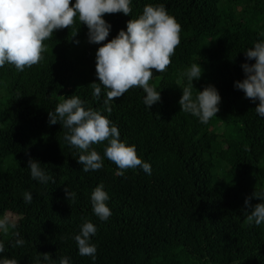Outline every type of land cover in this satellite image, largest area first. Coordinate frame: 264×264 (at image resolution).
I'll return each mask as SVG.
<instances>
[{"label": "trees", "instance_id": "16d2710c", "mask_svg": "<svg viewBox=\"0 0 264 264\" xmlns=\"http://www.w3.org/2000/svg\"><path fill=\"white\" fill-rule=\"evenodd\" d=\"M158 3L181 25L171 64L161 73L153 69L161 100L147 108L144 91L134 86L105 105L107 89L101 85L96 97L91 84L99 82L97 49L146 4ZM131 8L127 15L104 14L113 27L101 44L88 42L87 25L77 17L44 41L39 63L23 71L0 67V217H19L8 235L0 232V256L19 264H35L43 253L57 264L63 256L72 264H264V224L249 225L243 213L245 198L264 189V118L255 111L259 101L234 87L245 77L244 51L264 39V0H133ZM192 63L204 70L193 81V96L211 83L222 97L218 117L207 124L179 104L188 84L183 72ZM61 95H77L114 121L121 140L151 163V175L137 168L118 176L106 156L101 169L83 171L80 151L65 140L67 129L49 123ZM106 144L92 147L103 156ZM30 157L54 183L31 177ZM101 182L110 196L107 221L92 210L91 194ZM66 187L77 193L75 201L66 198ZM85 220L98 227L95 260L80 255L74 239Z\"/></svg>", "mask_w": 264, "mask_h": 264}, {"label": "clouds", "instance_id": "9594fccd", "mask_svg": "<svg viewBox=\"0 0 264 264\" xmlns=\"http://www.w3.org/2000/svg\"><path fill=\"white\" fill-rule=\"evenodd\" d=\"M133 0H0V67L6 63L13 64L17 70L23 71L43 59L46 50L44 41L53 36L54 31L69 27L76 18L87 25L88 42L101 44L110 34L112 24L104 18L106 13H132ZM180 23L170 15L163 3L146 4L138 18L130 19L125 29L101 44L96 52V76L99 82H93V95L99 97L101 85L107 89L104 103L109 105L113 98L123 96L130 88L141 87L145 95L143 102L147 108L161 100V90L149 83L153 77V69L164 72L171 64L176 47L180 44ZM264 36V33H261ZM76 40L75 43H79ZM246 61L241 64L245 77L234 81V87L243 90L246 98L254 103L258 100L255 111L264 118V39L258 40L253 47L244 51ZM255 60L254 63L249 61ZM200 63H192L184 70L183 76L188 84L182 89L179 100L181 110L191 113L202 123L208 121L220 111L222 100L218 88L207 84L193 96V81L199 80L203 74ZM196 89V88H195ZM55 110L49 111V123H61L65 132V140L80 151L78 162L83 171H96L104 166V157L117 165V175L125 176L127 169H142L151 175L152 165L137 154V146L121 140L117 124L101 111L85 107L86 101L77 95L63 96ZM111 112V107H107ZM218 117V116H217ZM107 141L104 154L101 155L93 144ZM27 168L31 177L40 183L55 182L42 163L29 158ZM65 196L75 201L77 193L65 188ZM253 197L260 202L253 205ZM24 199L31 203L33 196L26 191ZM109 193L103 182L98 184L92 194L93 213L101 220L107 221L112 215L108 205ZM243 213L249 225L264 224V189L254 191L244 201ZM15 224L7 217H0V232L7 233ZM98 231L97 225L85 220L75 234L78 252L82 256L96 259L97 244L93 237ZM18 245L23 239L16 241ZM5 252V243L0 240V253ZM0 264H19L14 257L0 256ZM35 264H57L50 253L37 257ZM58 264H72L71 257L59 258Z\"/></svg>", "mask_w": 264, "mask_h": 264}, {"label": "rangeland", "instance_id": "374dc122", "mask_svg": "<svg viewBox=\"0 0 264 264\" xmlns=\"http://www.w3.org/2000/svg\"><path fill=\"white\" fill-rule=\"evenodd\" d=\"M157 80H158V79L150 80L149 83L152 84V85H153V84H156V83H157ZM6 216H7L12 222H16V221L19 219L18 216H12L11 214H7ZM9 231H10V230H8L7 233H4V232H1V233L5 234V235H8V234H9Z\"/></svg>", "mask_w": 264, "mask_h": 264}]
</instances>
